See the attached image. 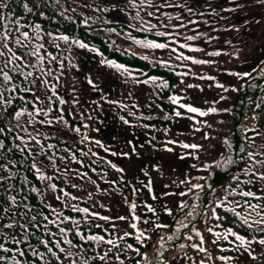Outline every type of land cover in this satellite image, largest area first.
Segmentation results:
<instances>
[{
    "label": "rangeland",
    "instance_id": "rangeland-1",
    "mask_svg": "<svg viewBox=\"0 0 264 264\" xmlns=\"http://www.w3.org/2000/svg\"><path fill=\"white\" fill-rule=\"evenodd\" d=\"M206 1H213L218 6H215L212 9H205L204 14L206 15L204 16L197 14V9L205 8ZM170 5L172 6H165V9L173 14L172 18L153 24H155L160 31L170 33V35L174 36L179 44L189 45V48L187 49H201V51H193L195 53L190 52L189 56L194 59L205 60L208 63L193 64L191 60H177L175 57L180 54V50L176 48L177 52L171 53L170 49L174 48L172 46H169V48L166 49H157V52L170 57L172 61L180 66L181 70L185 72L187 71L184 83L194 85V87H191L188 90L189 93L193 94L191 95L186 93L185 98L188 99L189 97L194 96V103L196 104L197 101L200 102L197 108L207 111L210 107H215L217 109V112L215 113L217 114L209 113L211 118L208 119V121L206 118L209 115L203 117L198 113H194L191 116L185 115V118L188 120V123L194 132H201L205 136L209 137L208 139H203L201 145L202 150L206 147H208V150L204 154H201L197 161L181 158L178 156L179 153L176 152L174 148H171L172 151L167 150L157 154V159L161 161L166 170H163L160 166L156 165L154 159L156 157L145 154L143 155L145 160L142 159L143 152L134 154L131 160L124 162L127 166V172L122 173V176L125 181L130 184V191L136 200L144 201L147 196H151L152 200L149 202H152L154 194L157 193L155 198L157 201H153V204H155V210L160 209L164 196V202L169 203L170 208L168 209L171 210L172 215H169L168 212L165 211L161 218L163 224L169 225L167 228H170L169 230H167V228H160L163 232L167 233L162 234L163 242L168 240L169 235L171 236V231L174 229L172 223L175 219H177L176 222H179V226L190 220L188 215L175 217L174 209L178 203V199L179 203L186 202L189 195L199 192L201 189H194L186 196H181L179 193L186 192L191 187V184L202 185L203 179L198 180L196 177L205 178L209 175L210 167L205 168V165L215 164L218 161L221 162L223 155H227L226 152L229 146L223 143L224 138L221 139V137L225 136L226 130L228 132L227 135L229 144H231V127L233 117L230 114V110L233 106L234 98V91L232 89L237 88L240 81L245 78L238 75H231V73H249L264 66V14L262 12L264 8H262L263 4H261L259 0H183L182 2H175ZM222 5L224 7H222ZM247 6H249L247 10L243 9ZM237 7H240L239 12L232 11V9H236ZM188 9H191L192 11L189 12ZM190 21H192V23H190ZM141 25V22L137 20L135 26L141 27ZM190 35H197L199 38L194 41L186 40L185 37ZM239 39L240 41H244L240 45H238ZM211 52H219L220 55H208V53ZM234 52L239 54V59L236 62L224 66L222 60H226V56H231ZM71 56L73 61H77L80 65L79 68L82 71L79 73L84 76L81 79L82 82L85 83V81H87V72L89 71L94 72L93 75H106V89L113 83L119 82V78L113 73H117V69L109 67L107 64H101L100 57L96 52H92L87 49H80L76 46L71 52ZM232 60H234V57ZM113 74L115 76H113ZM201 77H213V79ZM217 84L224 85V88L216 87ZM194 89L196 90L194 91ZM225 89H227V91ZM178 103H185L186 105L190 104V100L185 102V100L181 98ZM204 105L205 109H203ZM191 106L194 105L192 104ZM225 109H228L229 111H224ZM197 128H199L200 131H196ZM184 135L185 131H182V125H177L175 129L173 128L170 138L165 139L164 146L173 147L174 143H168V141L174 139L179 141L180 144H198L200 136L186 142L184 140ZM189 153L191 154L189 155ZM184 154L186 156H190L191 158H195L197 156L194 149H188ZM154 162L155 164L151 168V165H153ZM192 165H196L197 167H192ZM147 166L149 167L146 170L147 172H150L151 168V172L161 174L163 170V176L166 178H168L170 171H179L180 174H183V178L181 179H189L191 183L181 184L177 191L169 190L168 183H166L163 179L156 178L157 180H147L143 173V167ZM221 172V175L218 177V185L209 193L206 191V194L202 198V202H208L210 199L219 196L222 190L221 184L223 175H227L226 173H223L224 170ZM211 173L212 171L210 174ZM136 177H144V181L147 184H150V192L148 190L141 191L139 193L137 192L138 185H136ZM163 192L165 194L161 196ZM166 193H174L175 195H166ZM216 204L217 199H214L213 202L209 204V208L207 209L208 211H206L204 215L202 212L200 216V218H202V224L196 223L194 225V228L201 233V236L206 230L204 224L213 218L212 208ZM205 206L206 204L203 203L202 207ZM197 214L198 213L196 212V216ZM167 215H169V217ZM218 222L222 224L223 220L219 219ZM140 226L141 228H144V224ZM147 226L153 228V225L148 224ZM150 231L149 235H152ZM145 232L148 231L145 230ZM189 236L197 237L194 231H190ZM182 237L183 234L180 233L179 238ZM245 241L252 242L249 249L256 248V246L259 245L258 243L256 244L254 239L249 237H245ZM177 246L178 245L176 244L174 248H172V253L176 256L180 252V249ZM182 249L192 250L194 248L192 245H186ZM206 249L207 252H200L197 250L195 256L200 260L209 259V257H211V259L217 258L218 264H226V259H219V257H223L222 255H218V253L221 252V249H224L223 251L228 253L232 252V250L227 246L218 247V245H214L213 247ZM237 256L239 257V264H243L247 257V252L243 247L239 249ZM144 264H150L149 260H145ZM178 264L199 263L197 260L192 261V255L188 253L180 259Z\"/></svg>",
    "mask_w": 264,
    "mask_h": 264
},
{
    "label": "trees",
    "instance_id": "trees-1",
    "mask_svg": "<svg viewBox=\"0 0 264 264\" xmlns=\"http://www.w3.org/2000/svg\"><path fill=\"white\" fill-rule=\"evenodd\" d=\"M6 4L7 8L4 7ZM116 9L125 12L129 19L124 22L114 20L119 13L116 14ZM159 9L154 0H144L143 3L141 0H0V29L3 34L10 33L4 42L13 45L16 39L28 40L41 54L46 51L52 55L63 56L65 46L64 49L57 47L66 44L58 39L62 35L69 37L68 44L82 37H91V42L96 43L103 40L105 46L111 43L109 52L120 59L124 67H131L128 73H123L122 98L130 102L131 108L133 106L137 110L139 116L135 120L151 125L155 137L161 138L171 121L183 116H175L176 111L183 112L170 100V97L182 92V75L177 67L162 64L164 58L156 56L155 53L148 54V59H145V56L134 51L135 40L161 38L158 42L173 44L167 40L170 36L160 37L154 31L138 30L141 27L135 26L137 20L153 21ZM262 12L264 13V9ZM137 13L140 19L136 18ZM37 25L39 29L36 28ZM23 32L28 33L27 38L21 35ZM129 71L136 73L129 75ZM165 83L167 87L162 86ZM233 110L237 149H232L231 155L236 164L232 162V178L227 180L225 188L228 199H237L233 202L247 201L248 204L260 206L255 212L249 209L244 212L249 223L253 224L251 229L240 217L241 223L234 227L239 233H248L260 240L264 239V231L258 230L261 225L254 224L253 221L260 219L256 212L264 216V198L244 197L241 193L251 190L257 197H264V180H258L252 175L264 173V69L243 81L235 95ZM249 153L253 156L250 157ZM236 177L239 178V183ZM121 237L119 233L116 254L124 261L129 258L127 240L130 237ZM255 257L254 264H264V245ZM131 258L136 259L135 256ZM107 263L108 261L101 262Z\"/></svg>",
    "mask_w": 264,
    "mask_h": 264
},
{
    "label": "flooded vegetation",
    "instance_id": "flooded-vegetation-1",
    "mask_svg": "<svg viewBox=\"0 0 264 264\" xmlns=\"http://www.w3.org/2000/svg\"><path fill=\"white\" fill-rule=\"evenodd\" d=\"M13 65L4 71L10 79L0 89L4 99L12 101L5 107L0 104V120L3 125L6 124H1L0 128L12 130V134L0 133L3 145L0 148V205L6 214L0 232V243L5 241V248L14 250L15 253L23 252L30 260L29 264H84V260L87 261L89 257L90 246L84 247L83 243L93 241L81 240L77 232L87 237L97 235V229L94 231V226H84L71 213H62L66 207H60L65 199L72 200V197L79 196L76 183L78 175L64 172V162L71 160L67 164L68 169H76L77 162L73 160L78 158L70 153L72 146L78 143L77 136H89L91 132L97 138L98 129L92 119L86 120L84 125L88 127L81 129L79 133L74 131L76 126H70V118L66 119L65 115L74 109L78 96L67 91L72 86L63 81L58 66L41 67L39 70L35 63L26 60H17ZM49 69L52 75H44ZM29 72L32 76L26 79ZM44 80L48 82L47 86L42 83ZM32 81L35 83H31ZM8 83L10 92L5 95ZM25 88L29 91H23ZM33 93L43 103L36 102ZM60 100L65 103L61 104ZM38 108L43 111L37 113ZM18 112L22 113L19 120L15 118ZM61 115L63 121L59 119ZM41 175L44 179L40 178ZM66 180H69L70 188L66 186ZM51 185H55V189ZM64 217L69 218L66 220L70 221L69 228L63 223ZM60 228H64L65 233L61 234ZM67 240H71L72 245ZM60 248L64 251L61 252ZM92 253L93 259L95 249ZM77 255L81 256L78 261Z\"/></svg>",
    "mask_w": 264,
    "mask_h": 264
},
{
    "label": "snow or ice",
    "instance_id": "snow-or-ice-1",
    "mask_svg": "<svg viewBox=\"0 0 264 264\" xmlns=\"http://www.w3.org/2000/svg\"><path fill=\"white\" fill-rule=\"evenodd\" d=\"M143 2H144V0H141V3H143ZM259 2H260L261 4H264V0H259ZM163 6H165V5H161L160 7H163ZM167 6H172V5H167ZM176 6H180V5H176ZM4 7L7 8L8 5L6 4ZM25 7H27V5H25ZM234 10H235V9H232V11H234ZM188 11L191 12L192 10H191V9H188ZM149 15L151 16L152 13H149ZM136 18H137V19H140V17H139V13H137ZM16 23L19 25V21H17ZM190 23H192V21H190ZM257 23H258V21H257ZM141 24H142V27H141L140 29H138V30L148 31V30H150V29H154V28H156V25H155V24H150V23L145 22V21H141ZM145 25H146V26H145ZM182 26H183V25H182ZM20 27H23V25H20ZM233 27H234V26H233ZM36 28L39 29V25H37ZM237 30H238V29H237ZM9 34H10V33H9ZM9 34H0V48H7V44H6V43H3V41H7V39L9 38ZM21 35H23L25 38L28 37V33H27V32H23V33H21ZM49 35H51V33H49ZM156 35H158V36H162V37H163V36H168V35H170V33H167V32H157ZM198 38H199V37H198L197 35H190V36L185 37V39L188 40V41H194V40H196V39H198ZM58 39L63 40L65 43H67V42L69 41V37H68L67 35H62V36L58 37ZM16 42H17V43H20L19 40H17ZM72 43L76 44L80 49H87V50H89V51L96 52L97 55H101L99 52H97L96 49H94V48H90L89 45L86 44V43H84V42H81V41H79V40H73ZM135 43L138 44V45H140V46H142V47H146V48H150V49H166V48H169V45L166 44V43H157V42L147 41V40H135ZM40 47H43V45H41ZM57 47H59V45H57ZM179 47H180V48H189V45H187V44H180ZM190 50H192V51H201V49H198V48H196V49H190ZM9 51H11V49H9ZM170 52H171V53H176V52H177V49H176V48H171V49H170ZM31 54H32V55H36L38 60H41V61L43 60V57H40V56L38 55V49H37L36 51L32 52ZM2 55H4V53H3L2 51H0V56H2ZM208 55H220V53H219V52H211V53H208ZM144 58H145V59H148L147 56H145ZM175 58H176L177 60H191L193 64H205V63H208V62L205 61V60H199V59H194L193 57H190V56H184L183 53H180V54L176 55ZM14 59H18V58L15 57V55L13 54L12 57L10 58V60L8 61V63H11L12 60H14ZM56 59H57V57H55V56L52 57V60H56ZM65 59H67V58H65ZM100 63H101V64H107L109 67L115 68V69H117V70H123V73H128V69H127V68H125V67H124L123 65H121V64H116V63H114V62L111 61V60H104V59H102V60L100 61ZM161 63H162V64H166L167 62H165V61H161ZM5 66H7V65H5ZM72 66L75 67V65H72ZM62 67H63V63L61 62V68H62ZM43 74H44V75H48V76H50V75H52V71H51V69H49V71H47V72H45V73H43ZM129 75H130V73H129ZM231 75H238V76H241V77L243 78V77H251L252 74L246 72V73H242V74H241V73H231ZM30 76H32V73H31V72L27 73V76H26L25 78L27 79V77H30ZM201 78L213 79V77H201ZM4 79H5V80H9V79H10V77L7 75V73H4ZM151 79H152V80H155V77H152ZM138 82H139V81H138ZM31 83L34 84L35 81H32ZM42 83H43L45 86H47V83H48V82H47L46 80H44V81H42ZM88 83H89L90 85H93V87H95V85L93 84V81H92L91 79H88ZM144 83H147V81H144ZM162 86H163V87H167L168 85L165 83V84H163ZM188 87L191 88V87H194V85L189 84ZM216 87L224 88V85H222V84H217ZM225 90L227 91V89H225ZM232 90H233V91H236L237 89H232ZM23 91H29V89H28V88H25V89H23ZM33 97H34V100H35L36 102H38V103H43V102L40 100V97L35 96L34 93H33ZM20 98H21V99H24V97H20ZM222 98H223V97H222ZM180 99H181V98H180V97H177V96H172V97H170V100H171V102H172L173 104H177V102H178ZM11 103H12L11 99H7V100H5L4 97H3V95H2V93H0V104H7V105H10ZM60 103L63 104V103H65V101L60 100ZM179 108H182V109H183V108H186L187 112H189V113H198V114H199L200 116H202V117H203V116H207V115H209V113H215V112H217V109H216L215 107H210L207 111H203V110H201V109H199V108H197V107H194V106H191V105H185V104H183V103L179 104ZM6 110H7V109H5V111H6ZM42 111H43L42 108H38V109H37V113H40V112H42ZM224 111H229V110H228V109H225ZM21 115H22V113L18 112V113H16L15 118H16L17 120H19V117H20ZM29 115H32V114L29 113ZM175 116H177V117L181 116V112H180V111H176V112H175ZM59 119H60L61 121H63V115H61V116L59 117ZM121 119H123V117H121ZM165 119H167V117H165ZM124 122H125V123H128L127 120H125ZM49 123H50V122H49ZM65 123H66V122H65ZM84 126H85V127H88L87 125H84ZM209 127H210V125H209ZM3 131H4V130H3L2 128H0V133H3ZM74 131H75L76 133H79V132H80V129H79V128H76V129H74ZM196 131H200V129L197 128ZM203 138H204V139H208L209 137L204 136ZM33 139H35V137H33ZM83 139H84V140H87L88 137L85 135V136L83 137ZM37 142H38V141H37ZM95 143H96L97 145H100V141H96ZM168 143H177V142H176V141H171V140H170V141H168ZM223 143L226 144V145H228L229 147H231V145L229 144V141H228L227 139H225V140L223 141ZM101 146H102V145H101ZM180 146L183 147V148H185V149H194V150H198L200 147H202L201 145H197V144H188V143H182ZM2 147H3L2 142H0V148H2ZM49 147H52V145H49ZM167 150H168V151H172L171 148H169V149H167ZM105 151H108V149L105 148ZM133 151H134V149H133ZM241 151H243V149H241ZM111 154H112L113 156L117 155V153H115V152H112ZM190 154H191V153H189V155H190ZM93 155H95V153H93ZM122 155L127 156L128 154H127V153H122ZM249 156L252 157L253 154H252V153H249ZM181 158H183V157H181ZM195 158H196V159H199V157H195ZM61 159H63V157H62ZM229 163H232L231 158H229ZM216 166H217V167L220 166L218 162H217V165H216ZM33 167H35V165H33ZM112 167H113V168H116V165L113 164ZM192 167H197V166H196V165H192ZM209 167H211V165H205V168H209ZM116 170H117L118 172H119V171H123L122 169H119V168H117ZM37 171H39V169H37ZM245 171H247V170H245ZM83 175L86 176L87 173H84ZM252 175H254V176L256 177V179H258V180H264V173H259V174H257V173H252ZM40 178H41V179H44L43 175H41ZM49 179H50V177H49ZM196 179L200 180V179H204V177H196ZM235 179L237 180L238 183L240 182L238 177H236ZM185 183H189V184H190L191 181H190L189 179H185V180H182V181H181V184H185ZM248 183H251V181H248ZM51 187H52L53 189H55V185H51ZM72 187H76V185H72ZM203 188H204V185H201V184H191V187H190L186 192H181V193H179V195H181V196H186V195H188L189 192H192L194 189H201V190H202ZM149 190H151V189H149ZM65 195H67V193H65ZM166 195H175V194H174V193H166ZM241 195H243L244 197H254V198H256V199L264 198V197H257V196H256V193L252 192L251 190H248V191H242ZM155 198H156V197L153 196V199H155ZM196 198L199 199L198 196H197ZM58 199H59V197H58ZM72 199H76V197H72ZM218 206H220V205H219V204H216V205L212 208V216L215 217L216 219H220V217L216 215V211H215V207H218ZM245 206L251 208L252 211H256V209H257L258 207H260L259 205H251V204H248L247 201H245ZM131 207H132V209L134 210L137 206H136L135 204H133ZM188 207H189V206H188V204H187L186 202H180V203L178 204V208H179L180 210H184V209H186V208H188ZM73 210H77V211H79V212H83V213H88V211H89L87 208H76L75 205L73 206ZM229 210H230V211H235L234 209H229ZM148 211H149V212H154V209H152L151 206H149V207H148ZM166 211L168 212L169 215H172V212H171L170 209H167V208H166ZM92 215L96 216V215H98V214L93 213ZM188 215H192V213L189 212ZM235 215H236L237 217H240V218L242 219L243 223L246 224L250 229L252 228L253 224H252V223H249V220H248L247 217H241V213H239V212H235ZM256 215L259 216L260 219L253 221V223H254V224H257V225H261V228L258 229V230L264 231V216H261L260 212H256ZM33 219H35V217H33ZM45 219L47 220L48 218L45 217ZM63 219H64V220H68L69 218H68V217H64ZM99 219H102V220H105V221L110 220L109 217H105V216H100ZM117 219H119V220H124V219H126V217L121 216V217H118ZM134 219L139 220L140 218H139V217H134ZM51 222H52V223H55V221H51ZM74 223H77V222L74 221ZM144 223H145V224H148L149 221H148V220H145ZM178 223H179V222H178ZM113 226H114V225H113ZM154 226H155V228H157V229H159V228L169 227V225H164V224H159V223H155ZM6 227H11V225H6ZM131 227H132V228H136V224H132ZM183 227H184V228H187L188 225H187V224H184ZM176 231L179 232V231H180V228L178 227V228L176 229ZM192 231L195 232V235H196L197 237H200V245L193 244L192 247H193V248H198V250H199L200 252H207V249L204 248V247L202 246L203 243H204V239H203V237L201 236V233H200L198 230H196L194 227H193ZM208 231H209V232H212L213 230H212V228H208ZM59 232H60L61 234H63V233H65V229H64V228H60V229H59ZM77 235L80 237L81 240H85V239H87V240H90V241H104V237H103V236L91 235V236H87V237H85L84 235L80 234L79 232H77ZM125 235H128V234L126 233ZM213 235L216 237V239H214V240L211 241V243H213V244H216V243L218 242V240L221 239V238L224 239V240H227V239H228V236H233V237H235V240H236V241H239V245H237V246H236V249H235L236 251H239V249L243 247L244 250H245L246 252L249 253V255L251 256L252 259H256V258H257V257H255L254 255H252V253L249 251V246L251 245L252 242H251V241H247V242H246V241H245V238H244L243 236L237 234V233H236L235 231H233L232 229H230V228L227 229V230H226V234L223 235V236H221L220 233H213ZM144 236H145V232H144V231H141L140 234L136 237V239H137V240H140V238H141V237H144ZM121 239H123V238L121 237ZM146 239H147V240H150L151 237H146ZM169 239H172V237L169 236ZM187 239H188V240H192L193 237H192V236H188ZM160 240L162 241V240H163V237H160ZM66 242H67L69 245H72V241H71V240H67ZM106 242H107L108 244H110V245L114 244V241L111 240V239L107 240ZM258 243H259L260 245H264V239H260V240L258 241ZM45 246H47L46 242H45ZM57 247H59V243L57 244ZM127 247H128V248H131L132 245L129 244V245H127ZM180 247L183 248V247H185V245L181 244ZM0 248H3V245H0ZM223 250H224V249H221V251H223ZM4 251L7 252V251H9V250H8V249H4ZM60 251L63 252L64 249H63V248H60ZM136 251H139V250L137 249ZM18 254H19L20 256H23V252H18ZM33 254L35 255L36 253H33ZM107 255H108V253L105 252L104 255H102V256L99 257V259L103 261V260L106 259ZM142 259L147 260V256L142 257ZM209 259H211V257H209ZM219 259L224 260L225 257H219ZM228 259H231V257H229ZM2 260H5V258H4V257H0V261H2ZM7 264H22V262H21L20 260H17V259H16V254H14L12 257L7 258ZM73 264H75V262H73ZM121 264H123V262H121ZM201 264H203V261H201Z\"/></svg>",
    "mask_w": 264,
    "mask_h": 264
}]
</instances>
